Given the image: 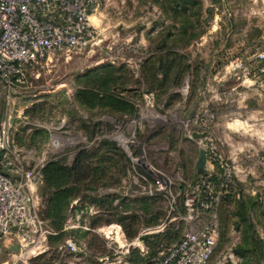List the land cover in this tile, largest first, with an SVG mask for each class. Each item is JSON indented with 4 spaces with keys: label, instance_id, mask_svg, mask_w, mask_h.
Segmentation results:
<instances>
[{
    "label": "rangeland",
    "instance_id": "1",
    "mask_svg": "<svg viewBox=\"0 0 264 264\" xmlns=\"http://www.w3.org/2000/svg\"><path fill=\"white\" fill-rule=\"evenodd\" d=\"M199 1L201 11L198 12L199 22L195 25L199 28L196 31L203 29L204 34L182 49L188 62L200 63L202 67L203 83L198 89V106L192 116H188L184 102L176 100L172 105L165 107L166 96L159 97L158 100L153 94L145 93L146 85L138 72L140 65L151 54L160 38L156 37L157 33L163 31L164 27L172 28L170 20L151 3V0H96L97 6L92 16L93 25L98 32L96 45L81 51L55 52L45 60L29 66L24 86L11 95L8 105H0V121L7 118L6 124L12 127L9 138L11 136L14 139L17 130L24 124L45 129L48 133L45 142H42L41 135L30 145H17L13 140L14 147L10 149L8 145L7 155L3 159H9L13 169L18 172L20 169L44 165L54 158H62L69 163L77 151H88L101 139L106 138L115 142L125 152L130 164L125 167L123 174H119L120 166L111 171L113 177H120V187L98 186L97 190L86 194H119L118 197L122 196L123 203L116 198L112 204L119 202L120 208L124 205V212L120 213L122 209L119 208L118 215L126 217L127 222L136 221L143 211L140 206L144 202H151V182L154 179L151 174L148 176V173L144 174L145 180L139 175L143 174V167H152L158 175L164 174L163 176L171 181L170 191L176 203V209L168 215L170 195L155 192L154 196L159 199L154 204L155 209L158 208L157 211L162 212L159 222L161 224L173 216L183 214L181 191L185 184L196 179L197 176L192 181L187 171L192 164L197 163L199 150L202 149V140L190 137L189 126L199 109L207 105L216 113L211 131L219 153L231 160L230 151L233 147L236 148V158L231 160L235 168L232 189L237 192V198L255 203L254 207H248L247 212L254 232L264 242V73H258L259 61L256 60L257 54L264 52V0ZM236 60L242 62L246 71L230 70V64ZM105 64H125L133 69L135 77L140 81L139 85H134L140 90L136 91V97H133L136 109L133 116L98 109L90 111L74 101V92L81 87L78 81L81 76ZM214 76L221 79L216 80ZM246 76L252 79V82L243 83ZM189 82L190 78L186 76L182 85L175 89L184 98L188 95ZM238 100L241 110L236 109ZM248 100L254 102V105L248 104L246 107L245 102ZM194 101L190 108L194 106ZM39 102L45 103L43 111L33 117L23 115L26 108ZM82 120L99 123L102 132L89 140L87 133L80 126ZM232 121L243 126H239L237 131L224 130L222 126H227L224 124ZM226 137L234 146L227 145L224 141ZM126 148L132 153V158L126 153ZM36 198L43 228L50 234L52 230L49 222L42 217L46 201L40 188L36 191ZM139 198L147 200L140 201ZM72 206H80L79 201H74ZM82 212L85 210L77 211L74 217L70 214L72 218H68L71 220L68 224L71 227H79L80 223L75 221L76 219L84 220L80 228L88 230L89 234L81 240L73 239L77 245H81L82 252L73 254L63 248L59 255L56 254L53 264L94 262L101 256L102 251L112 252L109 246H115V241L106 238L99 232V228L113 224L90 228L93 218H99L100 215L105 218L106 213L92 203L88 204L84 215ZM115 225L120 227L128 242L134 241L140 233L153 227H142L134 238L128 239L122 226ZM171 226L172 232L178 229L179 234L178 237H175V233L172 235L173 241L170 244L179 239L182 221L178 224L169 223L164 231ZM49 234L46 233L45 236ZM152 235L140 236L139 245L133 247L134 251L140 252V248L146 251L148 245L145 238ZM92 236L96 238L89 246L88 240ZM222 240L223 238L209 264H241V258L234 252L239 243V232L229 225ZM45 244L42 253L49 251L48 255L43 256L48 260L53 256V250L48 245L47 238ZM134 251L132 255L135 254ZM22 253L24 251L11 252L5 249L0 262L31 264V261L39 256ZM255 264H264V257Z\"/></svg>",
    "mask_w": 264,
    "mask_h": 264
},
{
    "label": "trees",
    "instance_id": "2",
    "mask_svg": "<svg viewBox=\"0 0 264 264\" xmlns=\"http://www.w3.org/2000/svg\"><path fill=\"white\" fill-rule=\"evenodd\" d=\"M151 3L155 4L163 15L170 20L172 28L167 26L164 27L163 31L157 33L156 37L159 36L160 38L155 43V48L140 65L138 72L146 85L144 92L153 94L158 100L159 97L166 96L165 107L172 105L176 100L184 102L188 116H192L198 106V89L203 83L202 67L200 63L188 62L182 49L204 34L203 29L196 31L199 28L195 25L199 22L198 12L201 11V2L199 0H151ZM263 66L264 60H259L258 71ZM27 68L25 71L26 78ZM186 76L190 78V82L188 95L184 98L175 89L182 85ZM78 81L81 83V87L76 89L73 98L79 106L90 111L98 109L130 117L135 114L133 97H136L135 93L140 89L134 85H139L140 81L135 77L133 69L126 67L125 64H105L93 68L81 76ZM193 101L194 106L190 108L189 106ZM44 104L42 102L32 104L24 110L23 115L33 117L44 110ZM99 125L97 122L82 120L80 126L87 133V138L91 140L97 133L102 132ZM11 128V126L8 127V138ZM156 134L159 135V133ZM40 135L42 142H45L48 135L45 129L24 124L17 130L14 139L10 136L8 145L10 149L14 147L13 140L17 145L34 144ZM25 140L28 141L25 142ZM4 161L10 163L9 167L13 169L9 159ZM129 164L130 161L125 152L115 142L103 138L90 150L77 151L69 163L62 158H54L43 165L41 169L42 182L39 188L46 202L42 217L49 222L52 230L50 234L47 231L49 235L46 238L48 245L53 250L51 252L53 256L46 260L43 256L48 255L49 251L43 252L44 254L36 256L31 264H53L56 254L59 255L62 252L63 243L67 236L71 239L81 240L89 234L88 230L80 228V225L84 223L83 218L80 220L74 218L80 223L79 227H69L68 225L71 221L68 218L76 216L77 211L85 210L82 214L86 213L89 203L98 205L106 213L105 218L102 215L99 218H93L90 228L120 224L126 237L132 239L142 227L159 224L162 212L157 211L158 208L155 209L154 203L159 199L155 197L156 195H151V202H144L140 206L143 211L136 221L127 222L126 217L118 215L120 208L118 204L119 202L123 203L122 196L118 197L119 194L117 193H104L99 196L86 194L89 191L97 190L98 186L120 187L121 184H118L121 181L120 177H113L111 171L120 166L119 174H123L125 167ZM200 173L201 171L198 170L196 164H192L187 171L192 181ZM236 196L237 192L231 188L221 199L219 206L220 241L222 238L224 240L229 225H232L239 232V243L234 248V252L241 258V264H255L264 257V242L254 232L253 224L247 212L249 208L255 206V203L249 200L251 198L247 201ZM116 198H119L120 201L112 205ZM83 199L87 200L82 201ZM139 199L140 201L147 200L146 198ZM76 200L77 203L79 201L80 206H72ZM123 207L124 205L120 208L122 209L119 211L120 213L124 212ZM164 232L145 238L148 247L144 253L134 251V261L137 264L150 263L151 258L159 250L170 245V242L173 241L172 235L175 233V237H178L179 234L178 229L172 232V226ZM95 238L92 236L88 240L89 246ZM107 254L110 252H101V256Z\"/></svg>",
    "mask_w": 264,
    "mask_h": 264
},
{
    "label": "built area",
    "instance_id": "3",
    "mask_svg": "<svg viewBox=\"0 0 264 264\" xmlns=\"http://www.w3.org/2000/svg\"><path fill=\"white\" fill-rule=\"evenodd\" d=\"M96 6V0H0V105H8L11 95L24 86L27 67L45 60L55 52L81 51L96 45L98 32L92 22ZM256 58L264 60V52H259ZM238 69L246 71L241 61L230 64L231 71ZM259 71L264 72V66ZM215 118V111L206 105L191 120L189 135L193 132L203 133L200 139L210 169L183 186V214L143 231L132 242L126 241L125 236L123 243L115 240L112 234L107 236L103 228L115 224L99 228L106 238L115 241V246H109L112 252L97 257L94 262L79 264H137L132 254L133 247L139 245L140 236L162 233L169 223L178 224L181 221L179 239L159 250L148 264H209L221 237V199L231 190L235 178L233 163L219 153L212 134ZM6 120L4 118L0 122V257L7 243L10 248L17 244L18 251H24V255L32 253L36 256L45 248V234L48 233L43 228L36 198V191L42 182L43 165L20 169L18 172L4 161L9 140ZM125 151L132 158L127 148ZM143 168L140 177L145 180L144 174L148 173L154 178L151 195L155 192L170 195L168 215L171 214L176 209L170 191L171 181L164 174L158 175L152 167ZM63 247L69 253L82 252L81 245L71 238L64 240ZM144 252L140 248V253Z\"/></svg>",
    "mask_w": 264,
    "mask_h": 264
},
{
    "label": "crops",
    "instance_id": "4",
    "mask_svg": "<svg viewBox=\"0 0 264 264\" xmlns=\"http://www.w3.org/2000/svg\"><path fill=\"white\" fill-rule=\"evenodd\" d=\"M258 61H259V60H258ZM259 73H262V72L259 71ZM214 78H215L216 80L221 79V78H219V76H214ZM245 78H246V79L243 80V83H244L245 81H248L249 83L252 82V79H250L248 76H246ZM242 85H243V84H242ZM248 93L250 94L251 92L248 91ZM216 96L218 97V95H216ZM239 96H240V94H239ZM239 98H240V97H239ZM218 99H220V98H218ZM236 100H237V99H236ZM237 104H238V105L236 106V109H237V110H241L242 108H241V106H239V105H240V100L237 101ZM248 104H253V105H254V102H252L251 100H248V101L245 102L246 107L248 106ZM241 105H242V104H241ZM250 114L254 116L253 113H250ZM235 120L240 122L239 119H235ZM236 121L226 122L225 124L222 123V124H224V125H227V126H222L223 129H224V130H227V129H228V130H229V129H233V131H237L236 129H238L239 126L241 127V126H243V125H242V124H237ZM262 124H263V128H264V122H262ZM225 127H226V128H225ZM227 136L230 137L229 134H227ZM233 136H235V135H233ZM235 137H236V136H235ZM224 141L227 143V145H233V146H234L233 142H232V141L230 142V140H228L227 137H226V139L224 138ZM238 148H239V147H237V149H238ZM242 148H243V146H241L240 149H242ZM235 156H236V148L233 147V150L230 151L229 158H230L232 161H234V159L236 158ZM205 169H206V170L210 169L209 165L206 164V162H205ZM5 249H6V251L10 250V247H9L8 243L5 244V246H4V250H5Z\"/></svg>",
    "mask_w": 264,
    "mask_h": 264
},
{
    "label": "water",
    "instance_id": "5",
    "mask_svg": "<svg viewBox=\"0 0 264 264\" xmlns=\"http://www.w3.org/2000/svg\"><path fill=\"white\" fill-rule=\"evenodd\" d=\"M202 136H203V133L193 132L190 137L191 138H194V139H199ZM205 162H206L205 151L203 149H200L199 150V157H198V160H197V163H196V166H197V168H198L199 171H201V172H205L206 171V169H205ZM10 251L11 252H17L18 251L17 244H14L10 248Z\"/></svg>",
    "mask_w": 264,
    "mask_h": 264
},
{
    "label": "bare ground",
    "instance_id": "6",
    "mask_svg": "<svg viewBox=\"0 0 264 264\" xmlns=\"http://www.w3.org/2000/svg\"><path fill=\"white\" fill-rule=\"evenodd\" d=\"M113 229L115 231H113ZM103 230L105 231V233L107 234V236H110L112 234V237L123 243L124 242V237H123V233L122 231L120 230V227L118 225H113V226H110V227H105L103 228Z\"/></svg>",
    "mask_w": 264,
    "mask_h": 264
}]
</instances>
